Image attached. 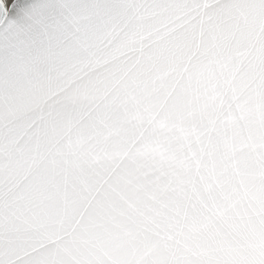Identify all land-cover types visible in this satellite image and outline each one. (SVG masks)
<instances>
[{
    "label": "snow or ice",
    "instance_id": "6c2138e0",
    "mask_svg": "<svg viewBox=\"0 0 264 264\" xmlns=\"http://www.w3.org/2000/svg\"><path fill=\"white\" fill-rule=\"evenodd\" d=\"M0 264H264V0H0Z\"/></svg>",
    "mask_w": 264,
    "mask_h": 264
}]
</instances>
